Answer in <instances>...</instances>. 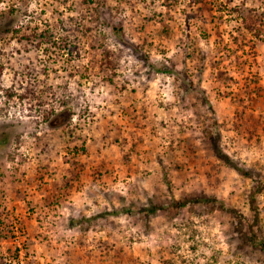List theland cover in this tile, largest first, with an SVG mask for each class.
<instances>
[{
	"label": "rangeland",
	"instance_id": "obj_1",
	"mask_svg": "<svg viewBox=\"0 0 264 264\" xmlns=\"http://www.w3.org/2000/svg\"><path fill=\"white\" fill-rule=\"evenodd\" d=\"M263 247L264 0H0V264Z\"/></svg>",
	"mask_w": 264,
	"mask_h": 264
},
{
	"label": "trees",
	"instance_id": "obj_2",
	"mask_svg": "<svg viewBox=\"0 0 264 264\" xmlns=\"http://www.w3.org/2000/svg\"><path fill=\"white\" fill-rule=\"evenodd\" d=\"M237 171H239V172H243L242 170H237ZM246 175H248V174H246ZM263 249H264V247H263Z\"/></svg>",
	"mask_w": 264,
	"mask_h": 264
}]
</instances>
